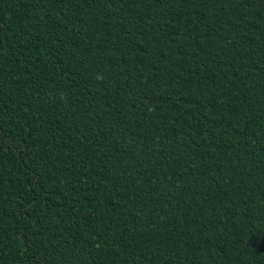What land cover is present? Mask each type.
<instances>
[{
  "label": "trees",
  "instance_id": "1",
  "mask_svg": "<svg viewBox=\"0 0 264 264\" xmlns=\"http://www.w3.org/2000/svg\"><path fill=\"white\" fill-rule=\"evenodd\" d=\"M0 264H264V0H0Z\"/></svg>",
  "mask_w": 264,
  "mask_h": 264
}]
</instances>
